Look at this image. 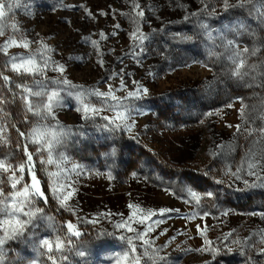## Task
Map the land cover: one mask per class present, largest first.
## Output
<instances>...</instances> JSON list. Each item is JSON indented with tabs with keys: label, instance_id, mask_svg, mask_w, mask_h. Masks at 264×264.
<instances>
[{
	"label": "rangeland",
	"instance_id": "1",
	"mask_svg": "<svg viewBox=\"0 0 264 264\" xmlns=\"http://www.w3.org/2000/svg\"><path fill=\"white\" fill-rule=\"evenodd\" d=\"M137 2L144 10L141 28L149 40L145 42L146 50L139 53L136 49L139 54L135 55L130 39L134 25L121 13L136 16V12L125 0H19L5 18L9 28L6 35L0 37V44L12 35L10 25L17 24V38L23 35L29 41L43 40L55 49L52 59L65 66L64 75L74 84L106 92L109 87L119 89L123 81L125 90L116 91L117 96L125 97L127 91L136 90L137 84L147 88L148 94L142 99L127 101L135 107L129 121H134L131 132L117 130L113 133L98 128L96 125L106 123L99 118L95 123L84 120L81 113L75 111L76 101L69 96L64 98L65 106L55 110V121H40L52 126L59 121L66 129H71L66 143L58 146L55 154L58 158V154L63 153L68 158L62 165L66 171L74 164L82 168L79 176L68 171L75 189L68 203L75 214L61 207L49 189L48 172L57 171L55 164L41 165L34 156V170L48 198L47 203L37 200L35 206L54 219L55 228L38 221L39 227L29 228L25 233L27 240H7L2 245L0 264H29L30 261L52 264L46 249L34 244L38 245L43 239L54 240L56 236L65 237V225L69 222L79 228L81 236L71 237L74 242L71 250L57 253L53 245L51 255L57 256V264H117L127 248L118 237L135 234L115 227L134 211L129 204L156 211L157 215L146 223L133 222L132 227L143 231L151 224L153 231L148 238L155 240L159 255L167 257L169 264H264V254L258 252L264 244L256 243L246 252H241L236 245H230L232 250L228 251L221 244L224 234L232 230H235L233 236L240 240L251 236L248 240L251 244L259 240L252 234L264 229L261 218L264 187L247 188L240 180L225 174L229 168L236 171L251 142L259 135L247 138L236 135L235 125L242 123L241 100L249 106L259 105L264 88L258 84L246 87L244 82L230 77L229 70L233 66L224 48L228 40L234 41L240 49L251 50L264 45V20L258 17V5L225 9L224 0H206L207 7L201 0ZM237 2L229 0L232 5ZM193 12L198 15L190 16ZM117 24L119 28L115 27ZM202 24L208 28H202ZM102 32L107 39L101 40ZM185 36L192 39H183ZM93 40L98 41L99 49L92 46ZM38 46L34 43L31 49ZM213 52L215 55L211 54ZM27 54L23 47L15 46L8 53L9 56ZM261 59H264V46L248 63L259 64ZM7 60L8 56L0 53V71L12 77L15 83L31 86L32 77L18 76L4 67ZM100 60L104 62L103 67L98 63ZM58 75L55 71L48 72L52 78ZM257 80L264 82V76ZM211 81H215L214 90L206 89V82ZM0 85H3L2 80ZM0 91L9 101L3 105L9 144H0V157L11 154L6 162L15 165L26 160L23 146L28 144L26 136L38 118L25 112L20 95L13 99L12 94L20 92L15 84ZM91 99L96 102L95 97ZM229 104L232 107H228ZM260 123L257 120L252 126L258 127ZM20 132H24L25 137H21ZM228 143L236 145L235 151L222 154L219 146ZM34 147L36 145H29V150ZM40 155L43 158L46 153ZM45 167L47 171L43 170ZM9 175L0 173L4 181L0 188L6 194L13 191ZM23 176L18 188L23 183H31L27 169ZM244 178L250 183L254 180L250 176ZM189 189L201 196L198 204L189 195ZM207 193H212V197ZM161 209L171 211L161 216ZM105 213L113 215H102ZM80 218L98 222L86 223ZM157 219L165 222L155 225L153 221ZM5 220L8 216L0 215V229L10 227L3 224ZM198 225L201 229L207 225V239L214 242V247L223 249L214 258L210 253L196 251L204 246L205 239L197 230ZM104 233L113 235L102 237ZM77 249L86 250V257L77 255ZM61 256L66 259H60Z\"/></svg>",
	"mask_w": 264,
	"mask_h": 264
},
{
	"label": "snow or ice",
	"instance_id": "2",
	"mask_svg": "<svg viewBox=\"0 0 264 264\" xmlns=\"http://www.w3.org/2000/svg\"><path fill=\"white\" fill-rule=\"evenodd\" d=\"M126 3H130L133 11L136 12V16H132L131 13H121L122 15L128 16L134 25L133 31L130 33V39L133 41V54L143 53L146 50L145 42L149 40L148 35H146L141 28L144 23V10L140 8L137 0H125ZM19 0H0V37L6 35V30L9 28L8 21L5 19L8 13L12 12L14 4H18ZM202 4L206 5V0H201ZM247 4H254L256 7V12L258 17L264 20V0H238L236 5L229 3V0H224L225 9L229 7H245ZM83 7V6H81ZM184 7V6H181ZM87 11V10H86ZM186 11V8H185ZM89 16L92 14L89 12ZM101 15H107L106 13H101ZM190 16H196L198 13L193 12L189 14ZM137 17H139L137 19ZM189 18L188 15L184 17L185 20ZM13 30L12 35L0 44V53L8 56V60L5 62L4 67L8 68L11 72L18 76H28L32 77V84L29 86L27 83H15L12 77L5 75L0 71V80L3 81V85H0V89L11 84H15V87L20 90L19 93H13V99L16 95H20L24 109L26 113H30L32 116L37 117L38 120L34 123L31 131L27 134L26 139L28 144L23 146V152L26 156V160L13 165L12 163H7L10 159L9 156L0 157V173H10L8 180L11 184L13 191L6 194L2 188H0V215L6 214L8 220L3 221V224L10 225L8 229H0L3 234L0 235V255H2L4 249L2 245L6 243L9 239H24L27 240L25 233L28 232L29 228L35 229L39 227L40 222H44L48 227L55 228V222L52 217H48L43 214V209L36 207L37 200H43L47 203V197L44 191L41 189L40 180L37 178L35 173V162L33 160L34 156L38 158L41 165H53L55 164L57 171L48 172L49 176V189L51 190L53 197L57 199L61 205L68 211H72L75 214V209L68 203V201L75 194V189L72 185V177L68 175V171L75 173L79 176L82 172L80 165H73L72 168L66 171L62 165L67 162V157L63 153L55 154V149L58 146H63L66 143L67 137L71 133V129H66L63 125L56 121L55 125L41 124L40 121L56 120L55 110L64 107L65 96L72 97L76 101L75 111L81 113L82 118L86 121L91 120L95 123L96 119L99 118L106 121L105 124L96 125L98 128L105 129L109 132H116L117 130H126L131 132L134 121L130 123L132 119L131 113L135 110L134 106H130L127 101L129 99L137 100L142 99L143 96L148 94V89L140 86L137 82L135 91H127L125 97H120L116 95V91L125 90V84L121 81L119 89H113L109 87L108 91H100L99 88H85L82 85H76L70 81L65 75V66L59 62L52 59V53L55 49L48 46V44L41 41H29L23 35L19 33L18 25L12 23L10 25ZM119 28L120 25H115ZM202 28L207 29L206 24L201 25ZM243 27V26H240ZM155 31V30H154ZM113 33L112 35H115ZM101 40L107 39L105 34L100 33ZM183 39L190 40L192 37L185 36ZM223 39V37H221ZM88 42V38H85ZM38 44L39 46L32 50V44ZM93 47L99 49L98 41H91ZM23 47L28 51L27 55H11L9 56V49L11 47ZM264 45H258L253 47L251 50L248 47L240 49L238 44L232 40H228L224 44L225 51L229 54L228 60L233 66L229 70L230 77L236 78L237 81L244 82L246 87H253L254 84L264 88V82L258 81L257 77L264 76V59H261L259 64H249L248 60L251 56L257 55L260 47ZM139 49V53L135 50ZM215 55V53H211ZM98 63L103 67V60L98 61ZM49 71H55L59 75L56 78L48 76ZM249 78L246 80L245 78ZM50 85H55L56 87H51ZM215 81L206 82V89L214 90ZM76 89L77 91H72ZM11 92V88H9ZM62 93L64 95H62ZM95 97L96 102L94 103L91 98ZM259 105L249 106L241 100V108L239 110L241 124L235 125L236 135L253 136L258 133L257 139L253 140L245 152L244 157L240 165L233 172L231 168L226 171V175L233 176L236 180H240L247 188L264 187V97H260ZM9 101L0 91V144L8 145L9 139L6 135L8 129L4 122V117L7 113L4 111L3 105ZM228 107H232L229 104ZM104 113H111V115H105ZM209 116L213 113H209ZM257 120L261 123L258 127H253ZM247 125V127H245ZM14 126V125H13ZM232 127V125H227ZM19 131V130H17ZM21 137H25L24 132H20ZM235 139V136H234ZM29 145H36L31 151L29 150ZM19 146V145H18ZM222 154H230L235 151L236 145L228 143L226 145H220ZM41 153H46V155L41 158ZM216 155V153H213ZM27 169L29 175L31 176V183H23L21 187V182L24 180L23 173ZM43 170L47 171L45 167ZM17 172L21 175L17 176ZM243 173V175H241ZM245 176L254 177L253 182H249L245 179ZM111 178V177H109ZM67 181V183H66ZM221 181H217L220 183ZM4 181L0 178V184ZM72 188V191H66V189ZM189 195L198 204L201 200V196L194 190L189 189ZM208 197H212V193H207ZM187 202V201H186ZM130 209H134L132 214L127 218L122 220L121 223L116 224L115 227L120 229H125L127 232L135 233L132 236L120 235L118 239L124 243L127 248L118 259L117 264H160L164 261L165 264H169L168 258L159 255L160 249L155 247V240L148 238L149 233L153 231L152 225L148 224L143 231H138L136 228L132 227V223H146L157 213L152 209H142L139 205L129 204ZM171 211L168 209H161L160 215L163 216L166 212ZM142 214V215H141ZM104 216L113 215L112 213L102 214ZM207 215V214H205ZM26 217V219H24ZM195 217H188L187 219H194ZM204 217H201L203 219ZM261 218L264 219V214H261ZM82 222L96 224L98 221L90 219ZM165 221L157 219L153 221L155 225L163 224ZM67 228V233L65 237L56 236L54 240L43 239L39 241L38 245L34 244V247H43L46 249V254H48V259L52 261V264H57V256L51 255L53 253V245H55V251L61 253L65 250H71L74 246V242L71 237L79 238L81 236V231L73 223L69 222L65 225ZM197 230L200 232L204 239V246L196 251L200 253H210L213 258L218 252L223 249L214 247V242L207 239L206 232L208 231V226L205 225L203 229L197 226ZM235 230H232L224 234L221 244L228 251L232 248L230 245H236L241 252H246L252 249L256 243L264 244V229H260L258 232L253 233V236L259 237L258 241L249 243L251 236L247 240H240L233 236ZM163 234V232H161ZM112 233H104L102 237H111ZM140 242L137 244L136 242ZM225 241H229L225 244ZM141 248L142 251L139 253L137 249ZM258 252L264 254V248L258 249ZM44 253H42L43 255ZM77 255L80 257H86V250L77 249ZM147 260H144V258ZM60 259H66V257L61 256ZM29 264H36V261H30Z\"/></svg>",
	"mask_w": 264,
	"mask_h": 264
},
{
	"label": "trees",
	"instance_id": "3",
	"mask_svg": "<svg viewBox=\"0 0 264 264\" xmlns=\"http://www.w3.org/2000/svg\"><path fill=\"white\" fill-rule=\"evenodd\" d=\"M137 252H138V249H137ZM139 253V252H138ZM142 264H144V261H142Z\"/></svg>",
	"mask_w": 264,
	"mask_h": 264
}]
</instances>
